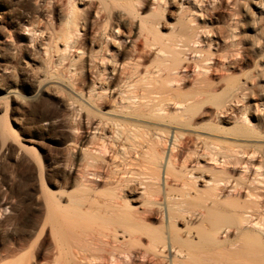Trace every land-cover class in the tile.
Here are the masks:
<instances>
[{
    "label": "bare ground",
    "instance_id": "bare-ground-1",
    "mask_svg": "<svg viewBox=\"0 0 264 264\" xmlns=\"http://www.w3.org/2000/svg\"><path fill=\"white\" fill-rule=\"evenodd\" d=\"M176 1L180 2V26L173 39L171 38L168 43H161L159 46L154 68L152 70L143 69L141 73L136 70L132 71L130 67H127V72L123 71V81L128 87L139 85L143 90L137 89L128 93L126 90L118 89L119 92L113 99L117 101L119 107L117 106L113 114L108 112L111 108L107 111L100 110L104 116L101 118L105 119H103L104 122H101L102 128H98V123L93 127L96 132L105 130L112 134L115 154L127 155L126 163L118 169L119 178H117L119 181L133 184L136 182L134 175L144 176L142 179H138V188L135 187L137 189L129 188L130 186L125 184L120 192L118 191V195L109 194L106 199L98 203L94 218L98 219L102 225L103 240L97 239L96 242L99 240V244L106 248L105 251L109 253V256L101 255L94 258L93 254H88V250L82 247L69 253L56 247L52 264H108L109 259L115 262L116 257L120 254L127 256L126 258L130 260L134 254L132 249L139 245L142 238L146 239V237L148 238V248L151 250L160 253L170 249L180 258H175L176 261L173 260L171 264H184L190 253L204 249L212 251V242L213 248L225 250L222 247L224 241L218 237L212 240L210 231L197 228L195 232L188 223L185 224V227L178 226L183 214H187L189 219H198L201 225L203 222L217 217L219 208L224 205L235 209L234 214L238 216L239 220L234 225V234L242 239V247L245 251L230 252L227 255V260L248 255L253 264H264V246L258 239L255 230H247L248 227L259 229L258 223L250 219L252 216L250 211L255 209V204L251 202L234 203L224 197L232 189L228 172L231 166L239 162L238 154L240 153L236 150L235 144L236 141H242V139L212 134V118L230 120L233 115L237 114L241 103L247 96L250 86L249 79L235 78L234 71L250 65L253 57L258 59L261 56V50L253 37H245L236 31V25H234L235 29L232 26H221L218 29L206 28L205 24L210 18L208 7L215 4L220 7L225 0ZM226 1H232L231 4L237 7V12L241 11L248 15L246 0ZM10 2H13L22 12L13 24H9V21L7 22L0 16V45L8 46L16 54L20 52L21 47L15 41L14 34L26 36L29 46L32 45V41H36L41 54L32 52L35 62L43 72H47L46 70L53 65H60L63 70H67L71 63H69L67 54L71 52L70 50H81L80 37L83 41L90 39V32L83 31L85 27L81 21V7L84 2H89L88 8L94 11L95 18L100 19L101 17L98 10L101 1L97 2V6H94L95 4L93 3V5L90 0H0V9L5 3ZM256 8L262 11L264 6L257 4ZM126 12L129 15L134 14L133 2L128 4ZM248 16L252 21L250 14ZM120 20H123L122 16ZM116 25L115 27H117ZM139 25L147 33L145 38L149 34H154L153 23L144 25L141 22ZM110 31L116 32L114 27ZM86 63L88 67L91 66L89 60ZM12 69L10 66H6L0 70V75L11 77ZM115 71L114 68L109 69L108 73L113 75L116 73ZM253 72L257 79L264 80V74L257 64L254 65ZM51 75L53 76V73ZM52 76L48 77L50 81L55 78ZM43 77V81L37 79L39 81L30 87L28 96H20L17 93L19 88L25 86L27 77H23L21 80L11 77L13 80L9 84L0 85V92L10 98V110L16 104H25L24 102L33 100L38 94L47 92L48 89L46 90L42 83L47 77ZM58 78L60 77H57V80ZM187 78H190L192 90L183 92L174 86L179 81L185 82ZM94 85V83L91 85L92 89ZM56 87L54 89L58 90L59 86ZM146 89L149 91L142 94ZM139 91L142 93L140 94ZM259 92L260 101L264 104L262 89ZM55 93L58 92L55 91ZM91 97L93 96L91 95ZM76 98L75 100H77ZM65 99L63 101L65 105H72L70 100ZM92 101L90 100L91 104ZM8 109L9 107L3 110L4 118H0V154L2 151L10 150L12 139H15L16 136L14 128L8 124L5 118ZM113 109L112 107V111ZM240 114L242 116V113ZM105 115L109 117H105ZM260 116L264 117L262 113ZM41 121V126L46 127L50 124L46 119H41ZM110 130H114L113 133ZM229 130L228 133L231 136H241L247 133L243 128ZM92 137H95L94 134ZM103 151L100 150L99 153L107 152ZM96 158H91V161L94 162ZM99 163L107 165L105 159ZM55 167V165L51 166V169ZM138 167L147 172L144 174L135 173L134 171ZM219 176L221 177L218 178ZM45 196L47 199L45 204L46 222L50 221L52 224L59 225L61 222L69 221L74 226L88 217L81 209V205L83 201H89V198L74 199L70 206L63 207L56 204L49 195ZM249 196L251 197V195ZM249 196L247 197L249 198ZM253 198L255 197L253 196ZM194 201H199V203L196 204ZM1 206L5 208L6 204ZM154 215L160 216V224L157 227L148 225ZM43 233L44 228L40 230L39 236L41 237ZM26 246V243H22L18 247L5 251V254L0 256V264H19L21 262L22 264H31L30 261H23L21 258L13 262L5 261L26 249ZM41 247L42 241H40L38 249L40 250ZM37 255L38 252L35 254L34 264H42L37 261ZM95 259L98 261L96 262Z\"/></svg>",
    "mask_w": 264,
    "mask_h": 264
},
{
    "label": "rangeland",
    "instance_id": "rangeland-1",
    "mask_svg": "<svg viewBox=\"0 0 264 264\" xmlns=\"http://www.w3.org/2000/svg\"><path fill=\"white\" fill-rule=\"evenodd\" d=\"M100 1L90 0L92 4H95H93L94 6L98 5L97 2L101 3L98 7L100 19L95 18L94 11L88 8L89 2H84L81 7V21L85 27L83 31L90 32V39L83 41L80 37L81 50H70L72 53L67 54L69 63L71 62L67 70H63L60 65H53L46 70L49 71L48 74L43 72L34 60V53L41 54V51L38 49L36 41H32V45L29 46L26 36L14 34L15 41L21 47L19 53L14 54L8 46L0 45V70L10 66L13 68V74H10L13 79L28 78L25 86L17 91L20 96H28L30 87H33V84L39 80L43 81V76L47 77V82L46 80L42 82L43 86L46 90L48 89L47 92L44 91L35 96L37 99L34 97L33 100L24 102L25 104L14 105L12 110H10V98L0 92V118H4L3 110L9 107L7 110L9 113L7 112L5 118L16 133L15 139H12L10 150L2 151L0 154V256L4 255L5 251L18 247L22 243L27 244L26 249L5 261L13 262L21 258L23 261H30L31 264H34L35 254L38 252L37 261L42 264H52L56 247L68 253L82 247L88 250V254H93L94 258L101 255L109 256V253L105 251L106 248L99 244V240L96 242L97 239L103 240V228L99 220L94 218V214L98 203L106 199L109 194L118 195V191L120 192L122 186L126 184L124 181H119L118 169L126 163L127 155L115 154L112 134L110 133V135L105 130L96 132L93 127L98 123V128H102L101 122H104L105 119L101 118L104 116L100 110L107 111L111 108L108 112L115 113L119 104L113 97L119 90L123 89L128 93L137 89L143 90L139 85L128 87L123 81L124 72L128 71L127 67L139 73L143 69L152 70L154 68L159 46L161 43H168L178 32L181 11H179L180 2L176 0ZM131 2L135 9L133 15L126 12V8ZM231 2L225 0L220 7L217 4L208 7L210 18L205 24L206 28L218 29L221 26H232L235 29L234 25H236L238 29L236 31L245 37H253L256 40L261 50V56L258 59L253 57L250 65L234 71L235 78L249 79L250 86L247 96L241 103L237 114L233 115L230 120L212 118V134L242 139V141H236L235 144L236 150L241 154H238L239 162L231 166L228 172L232 189L224 197L234 203L251 202L255 204V209L250 211V215H252L250 219L258 223L259 229L248 227L247 230H255L258 239L264 246V117L260 116V113L264 116V104L259 97V90L262 89L264 94V80L257 79L253 72L254 65L257 64L264 74V9L259 11L256 8L257 4L264 6V0H246V9L252 21L248 15L241 11L237 12V7ZM21 12L20 8L10 2L1 7L0 16L7 22L9 21V24H13ZM121 16L123 20H120ZM141 22L144 25L153 23L154 34H149L145 38L147 33L141 29L139 25ZM113 27L116 32L110 31ZM153 38L155 40H152ZM88 60L91 63L90 67L86 63ZM101 60H103L102 63ZM134 65H137L136 68ZM113 68L116 69V73L111 75L108 70ZM51 76L55 78L50 81ZM56 76L60 78L57 80ZM11 77L0 75V85L9 84L13 80ZM93 83L95 85L92 89ZM56 86H59L60 90L54 89ZM174 86L183 92L193 89L190 78H187L185 82L179 81ZM148 91L149 89H146L142 94H146ZM85 92H90L93 97L89 95L90 93ZM65 98L70 100L72 105H65L63 102L66 100ZM90 100H94L92 104ZM85 103L88 105L86 106ZM96 103L99 107L94 105ZM85 106L89 108L87 109ZM104 107L106 108L104 109ZM105 117L109 116L105 115ZM41 119H46L50 124L46 127L41 126ZM234 128H243L247 133L241 136H231L228 133L229 129ZM113 131L110 130L112 133ZM101 147L104 149H100ZM100 150L107 152L100 154ZM108 151L110 152L108 153ZM94 157L97 158L93 162L91 158ZM102 159L107 161V165L99 163ZM54 165L56 167L51 169V166ZM134 172L144 174L147 171L138 167ZM134 177L136 182L126 184L130 186L129 188H138L137 181L144 176L134 175ZM44 191H47L46 194L56 204L63 207L70 206L74 199L89 198V201H83L81 205V209L88 217L74 226L69 221L61 222L59 225L52 224L50 221L46 222L45 204L47 199ZM3 202L6 204L5 208L1 206L4 204ZM194 203L198 204L199 201H194ZM219 210L217 217L207 220L201 225L198 219H189L187 214H183L178 224L179 227H185V224L188 223L195 232L197 228L210 231L212 240L218 237L224 241L222 247L225 249L213 248L212 242V251L204 249L190 253L184 264H223L225 262L253 264L248 255L227 260V255L230 252L245 251L242 247V239L234 234V225L239 220L238 216L234 214L235 209L224 205ZM159 224L160 216L154 215L148 225L157 227ZM43 228L44 233L40 237L39 233ZM40 241H42V247L39 250ZM147 243L148 238H142L139 245L132 249L134 254L130 260L126 258L127 256L120 254L116 257L115 262L109 259L108 264H171L173 260L176 261L175 258L180 259L170 249L158 253L148 248ZM217 259L218 261H216ZM95 261L98 260L95 259Z\"/></svg>",
    "mask_w": 264,
    "mask_h": 264
}]
</instances>
